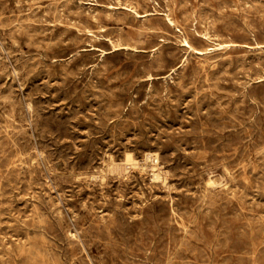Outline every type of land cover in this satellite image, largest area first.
I'll return each instance as SVG.
<instances>
[{
    "label": "rangeland",
    "instance_id": "374dc122",
    "mask_svg": "<svg viewBox=\"0 0 264 264\" xmlns=\"http://www.w3.org/2000/svg\"><path fill=\"white\" fill-rule=\"evenodd\" d=\"M184 1L0 0V264H264V0Z\"/></svg>",
    "mask_w": 264,
    "mask_h": 264
},
{
    "label": "bare ground",
    "instance_id": "6f19581e",
    "mask_svg": "<svg viewBox=\"0 0 264 264\" xmlns=\"http://www.w3.org/2000/svg\"><path fill=\"white\" fill-rule=\"evenodd\" d=\"M39 1V0H38ZM70 1V0H69ZM99 1V0H98ZM124 1V0H123ZM170 1V0H169ZM173 1V0H172ZM184 1V0H183ZM214 1V0H213ZM249 1V0H248ZM260 1V0H259ZM20 2V1H19ZM23 2V1H22ZM110 2V1H109ZM115 2V1H114ZM151 2H152V0H151ZM185 2V1H184ZM219 2V1H218ZM24 3V2H23ZM26 3V2H25ZM37 3H39V2H37ZM66 3V2H65ZM68 3V2H67ZM128 3V2H127ZM132 3V2H131ZM174 3H175V1H174ZM250 3V2H249ZM1 4V3H0ZM15 4V3H14ZM18 4V3H17ZM21 4V3H20ZM58 4V3H57ZM69 4V3H68ZM98 4V3H97ZM115 4V3H114ZM113 4V5H114ZM134 4V3H133ZM151 4V3H150ZM156 4V3H155ZM164 4V3H163ZM186 4V3H185ZM222 4H224V3H222ZM32 5H33V3H32ZM71 5V4H70ZM120 5V4H119ZM123 5V4H122ZM130 5V4H129ZM152 5V4H151ZM165 5V4H164ZM227 5H228V3H227ZM239 5V4H238ZM7 6V5H6ZM58 6V5H57ZM66 6V5H65ZM79 6V5H78ZM121 6V5H120ZM176 6V5H175ZM233 6V5H232ZM259 6V5H258ZM257 6V7H258ZM5 7V6H4ZM28 7V6H27ZM30 7V6H29ZM54 7V6H53ZM83 7V6H82ZM87 7V6H86ZM129 7V6H128ZM145 7V6H144ZM167 7H169L168 5H167ZM187 7V6H186ZM225 7V6H224ZM231 7V6H230ZM257 7H256V9H257ZM18 8V7H17ZM147 8V7H146ZM193 8V7H192ZM209 8V7H208ZM42 9V8H41ZM97 9V8H96ZM126 9V8H125ZM137 9H139V8H137ZM205 9H206V7H205ZM224 9V8H223ZM255 9V8H254ZM24 10V9H23ZM38 10V9H37ZM44 10V9H43ZM88 10V9H87ZM93 10V9H92ZM98 10V9H97ZM119 10V9H118ZM130 10H131V8H130ZM143 10V9H142ZM151 10V9H150ZM192 10V9H191ZM242 10V9H241ZM25 11V10H24ZM61 11V10H60ZM105 11V10H104ZM117 11V10H116ZM123 11V10H122ZM148 11V10H147ZM151 11H153V10H151ZM204 11H206V10H204ZM210 11V10H209ZM216 11V10H215ZM225 11V10H224ZM244 11V10H243ZM250 11V10H249ZM264 11V10H263ZM262 11V12H263ZM3 12V11H2ZM44 12H45V10H44ZM90 12V11H89ZM108 12V11H107ZM126 12H129L128 10L126 11ZM134 12H136V11H134ZM180 12V11H179ZM229 12H230V10H229ZM234 12V11H233ZM232 12V13H233ZM237 12V11H236ZM236 12H234V13H236ZM57 13V12H56ZM113 13V12H112ZM117 13V12H116ZM136 13H138V12H136ZM143 13H145V12H143ZM249 13V12H248ZM14 14V13H13ZM73 14V13H72ZM86 14V13H85ZM156 14V13H155ZM206 14V13H205ZM204 14V15H205ZM243 14V13H242ZM251 14V13H250ZM29 15V14H28ZM34 15V14H33ZM70 15V14H69ZM87 15V14H86ZM114 15V14H113ZM117 15V14H116ZM122 15V14H121ZM182 15V14H181ZM219 15V14H218ZM237 15V14H236ZM246 15V14H245ZM260 15H261V13H260ZM64 16H65V14H64ZM88 16V15H87ZM106 16V15H105ZM120 16V15H119ZM129 16V15H128ZM151 16V15H150ZM153 16V15H152ZM170 16H171V14H170ZM174 16H175V14H174ZM190 16V15H189ZM210 16V15H209ZM213 16V15H212ZM13 17V16H12ZM28 17V16H27ZM33 17V16H32ZM35 17V16H34ZM57 17V16H56ZM79 17V16H78ZM86 17V16H85ZM98 17V16H97ZM127 17V16H126ZM138 17V16H137ZM155 17V16H154ZM181 17V16H180ZM187 17H188V15H187ZM222 17V16H221ZM224 17V16H223ZM10 18V17H9ZM21 18H23V17H21ZM20 18V19H21ZM44 18V17H43ZM95 18H96V16H95ZM117 18V17H116ZM124 18H125V16H124ZM176 18V17H175ZM190 18V17H189ZM195 18V17H194ZM234 18H235V16H234ZM255 18V17H254ZM257 18V17H256ZM3 19V18H2ZM13 19H15L14 17H13ZM29 19V18H28ZM33 19V18H32ZM36 19V18H35ZM109 19V18H108ZM147 19H148V17H147ZM186 19V18H185ZM6 20V19H5ZM10 20V19H9ZM18 20V19H17ZM55 20V19H54ZM125 20H127V19H125ZM162 20H163V18H162ZM201 20V19H200ZM206 20V19H205ZM242 20V19H241ZM3 21V20H2ZM108 21V20H107ZM110 21V20H109ZM116 21V20H115ZM137 21V20H136ZM164 21V20H163ZM207 21V20H206ZM209 21V20H208ZM252 21V20H251ZM250 21V22H251ZM7 22V21H6ZM30 22V21H29ZM39 22V21H38ZM72 22V21H71ZM93 22V21H92ZM96 22V21H95ZM171 22V21H170ZM211 22H212V20H211ZM228 22V21H227ZM239 22V21H238ZM243 22V21H242ZM263 22V21H262ZM10 23H11V21H10ZM77 23V22H76ZM94 23V22H93ZM116 23H117V21H116ZM205 23V22H204ZM215 23V22H214ZM223 23V22H222ZM240 23V22H239ZM247 23V22H246ZM259 23V22H258ZM3 24V23H2ZM12 24V23H11ZM17 24V23H16ZM15 24V25H16ZM32 24V23H31ZM88 24V23H87ZM97 24V23H96ZM101 24V23H100ZM150 24V23H149ZM167 24V23H166ZM194 24V23H193ZM198 24V23H197ZM196 24V25H197ZM213 24V23H212ZM220 24H221V22H220ZM227 24V23H226ZM241 24V23H240ZM260 25H262L261 23H259ZM258 24V25H259ZM7 25V24H6ZM14 25V26H15ZM99 25V24H98ZM188 25V24H187ZM224 25V24H223ZM222 25V26H223ZM242 25V24H241ZM17 26V25H16ZM55 26V25H54ZM73 26V25H72ZM179 26V25H178ZM185 26V25H184ZM212 26V25H211ZM11 27V26H10ZM21 27V26H20ZM38 27V26H37ZM64 27V26H63ZM101 27V26H100ZM210 27V26H209ZM231 27V26H230ZM251 27V26H250ZM256 27V26H255ZM263 27V26H262ZM175 28V27H174ZM197 28H199V26L197 27ZM202 28V27H201ZM225 28V27H224ZM245 28V27H244ZM25 29V28H24ZM64 29H66V28H64ZM75 29V28H74ZM154 29V28H153ZM194 29V28H193ZM215 29V28H214ZM234 29V28H233ZM255 29V28H254ZM30 30V29H29ZM102 30V29H101ZM116 30V29H115ZM118 30H119V28H118ZM183 30V29H182ZM203 30V29H202ZM212 30V29H211ZM236 30V29H235ZM261 29H259V31H260ZM14 31H16V30H14ZM21 31V30H20ZM19 31V32H20ZM41 31V30H40ZM76 31H77V29H76ZM91 31V30H90ZM103 31V30H102ZM110 31V30H109ZM247 31V30H246ZM254 31V30H253ZM17 32V31H16ZM15 32V33H16ZM79 32V31H78ZM88 32V31H87ZM106 32H108V31H106ZM177 32V31H176ZM217 32V31H216ZM235 32V31H234ZM240 32H241V30H240ZM251 32V31H250ZM263 32H264V30H263ZM82 33V32H81ZM102 33V32H101ZM152 33V32H151ZM181 33V32H180ZM203 33V32H202ZM44 34H46V33H44ZM48 34V33H47ZM54 34V33H53ZM61 34V33H60ZM94 34V33H93ZM154 34V33H153ZM167 34V33H166ZM165 34V35H166ZM207 34V33H206ZM205 34V35H206ZM209 34V33H208ZM254 34V33H253ZM262 34V33H261ZM18 35V34H17ZM38 35V34H37ZM89 35V34H88ZM87 35V36H88ZM103 35V34H102ZM247 35V34H246ZM255 35H256V33H255ZM20 36V35H19ZM85 36V35H84ZM92 36V35H91ZM120 36V35H119ZM156 36V35H155ZM185 36V35H184ZM184 36H183V38H184ZM199 36V35H198ZM213 36V35H212ZM245 36V35H244ZM95 37V36H94ZM93 37V38H94ZM116 37V36H115ZM163 37V36H162ZM188 37V36H187ZM197 37V36H196ZM203 37V36H202ZM206 37V36H205ZM218 37V36H217ZM250 37V36H249ZM96 38V37H95ZM172 38V37H171ZM181 38V37H180ZM179 38V39H180ZM215 38V37H214ZM220 38V37H219ZM251 38V37H250ZM61 39V38H60ZM87 39V38H86ZM85 39V40H86ZM117 39V38H116ZM160 39V38H159ZM163 39V38H162ZM173 39V38H172ZM182 39V38H181ZM218 39V38H217ZM231 39V38H230ZM234 39V38H233ZM252 39V38H251ZM255 39V38H254ZM3 40H4V38H3ZM30 40V39H29ZM73 40V39H72ZM93 40V39H92ZM161 40V39H160ZM191 40V39H190ZM205 40V39H204ZM203 40V41H204ZM209 40V39H208ZM219 40V39H218ZM243 40V39H242ZM12 41V40H11ZM49 41V40H48ZM59 41V40H58ZM71 41V40H70ZM87 41V40H86ZM100 41V40H99ZM98 41V42H99ZM159 41V40H158ZM188 41V40H187ZM215 41V40H214ZM227 41V40H226ZM14 42V41H13ZM97 42V41H96ZM177 42V41H176ZM210 42V41H209ZM245 42H247L246 40H245ZM38 43H40V42H38ZM122 43V42H121ZM167 43H169V42H167ZM206 43V42H205ZM224 43V42H223ZM259 43V42H258ZM70 44V43H69ZM93 44V43H92ZM181 44V43H180ZM188 44V43H187ZM222 44V43H221ZM255 44V43H254ZM6 45V44H5ZM9 45V44H8ZM64 45H66V44H64ZM116 45V44H115ZM118 45V44H117ZM186 45V44H185ZM217 45V44H216ZM100 46V45H99ZM130 46V45H129ZM137 46V45H136ZM175 46V45H174ZM212 46V45H211ZM40 47V46H39ZM81 47V46H80ZM159 47V46H158ZM187 47V46H186ZM190 47V46H189ZM233 47V46H232ZM231 47V48H232ZM238 47V46H237ZM258 47V46H257ZM17 48H18V45H17ZM49 48V47H48ZM75 48V47H74ZM118 48V47H117ZM139 48V47H138ZM145 48V47H144ZM162 48V47H161ZM178 48V47H177ZM188 48V47H187ZM224 48V47H223ZM241 48V47H240ZM60 49V48H59ZM101 49V48H100ZM127 49H129V47L127 48ZM241 49H243V48H241ZM251 49V48H250ZM254 49V48H253ZM42 50V49H41ZM134 50H136V49H134ZM140 50H142V49H140ZM189 50V49H188ZM225 50V49H224ZM223 50V51H224ZM231 50V49H230ZM1 51V50H0ZM3 51H4V49H3ZM48 51V50H47ZM46 51V52H47ZM205 51V50H204ZM214 51V50H213ZM217 51V50H216ZM251 51V50H250ZM2 52V51H1ZM19 52V51H18ZM62 52V51H61ZM102 52V51H101ZM108 52V51H107ZM156 52V51H155ZM206 52V51H205ZM233 52V51H232ZM22 53V52H21ZM24 53V52H23ZM22 53V54H23ZM88 53V52H87ZM93 53V52H92ZM118 53V52H117ZM132 53V52H131ZM251 53V52H250ZM27 54V53H26ZM115 54V53H114ZM123 54V53H122ZM140 54V53H139ZM146 54V53H145ZM183 54V53H182ZM195 54V53H194ZM215 54V53H214ZM15 55V54H14ZM17 55V54H16ZM20 55V54H19ZM27 55H29V54H27ZM34 55V54H33ZM41 55V54H40ZM47 55V54H46ZM103 55V54H102ZM119 55V54H118ZM5 56V55H4ZM53 56V55H52ZM55 56V55H54ZM80 56V55H79ZM126 56V55H125ZM157 56V55H156ZM246 56L247 55H245V58H246ZM256 56V55H255ZM259 56V55H258ZM262 56V55H261ZM6 57V56H5ZM56 57V56H55ZM113 57H114V55H113ZM135 57V56H134ZM169 57V56H168ZM172 57V56H171ZM170 57V58H171ZM194 57V56H193ZM192 57V58H193ZM211 57H212V55H211ZM215 57V56H214ZM247 57H249V56H247ZM30 58V57H29ZM46 58V57H45ZM71 58V57H70ZM153 58H154V55H153ZM188 58V57H187ZM209 58V57H208ZM224 58V57H223ZM240 58V57H239ZM257 58V57H256ZM76 59V58H75ZM91 59V58H90ZM156 59H157V57H156ZM173 59V58H172ZM189 59V58H188ZM231 58H229V60H230ZM241 59V58H240ZM252 59V58H251ZM261 58H259V60H260ZM34 60V59H33ZM155 60V59H154ZM190 60V59H189ZM212 60V59H211ZM228 60V59H227ZM242 60V59H241ZM244 60V59H243ZM247 60V59H246ZM264 60V59H263ZM16 61V60H15ZM36 61H38V60H36ZM50 61V60H49ZM54 61V60H53ZM69 61V60H68ZM89 61V60H88ZM98 61V60H97ZM157 61H159V60H157ZM178 61V60H177ZM188 61V60H187ZM186 61V62H187ZM195 61V60H194ZM210 61V60H209ZM245 61V60H244ZM65 62V61H64ZM63 62V63H64ZM99 62V61H98ZM137 62V61H136ZM147 62V61H146ZM149 62V61H148ZM155 62V61H154ZM159 62H161V61H159ZM25 63V62H24ZM23 63V64H24ZM37 63V62H36ZM58 63V62H57ZM68 63V62H67ZM84 63V62H83ZM205 63V62H204ZM203 63V64H204ZM218 63V62H217ZM8 64V63H7ZM55 64V63H54ZM157 64V63H156ZM189 64V63H188ZM216 64V63H215ZM241 64V63H240ZM249 64V63H248ZM3 65V64H2ZM15 65V64H14ZM27 65V64H26ZM33 65H36V64H33ZM61 65V64H60ZM174 65V64H173ZM187 65V64H186ZM201 65V64H200ZM229 65V64H228ZM40 66V65H39ZM58 66V65H57ZM101 66V65H100ZM172 66V65H171ZM189 66V65H188ZM208 66H210V65H208ZM233 66V65H232ZM247 66V65H246ZM254 66V65H253ZM153 67V66H152ZM185 67V66H184ZM187 67V66H186ZM217 67V66H216ZM13 68V67H12ZM37 68V67H36ZM94 68V67H93ZM96 68V67H95ZM200 68V67H199ZM201 68H204L205 69V67H201ZM232 68V67H231ZM242 68V67H241ZM255 68H257V67H255ZM7 69V68H6ZM24 69V68H23ZM38 69V68H37ZM105 69V68H104ZM103 69V70H104ZM203 69V70H204ZM227 69V68H226ZM182 70V69H181ZM184 70H185V68H184ZM202 70V69H201ZM256 70V69H255ZM262 70H263V68H262ZM8 71H9V68H8ZM13 71H14V69H13ZM65 71V70H64ZM84 71V70H83ZM89 71V70H88ZM95 71H97V70H95ZM160 71V70H159ZM177 71V70H176ZM224 71H225V69H224ZM228 72H229V70H227ZM249 71V70H248ZM257 71V70H256ZM258 71H259V69H258ZM6 72V71H5ZM47 72H48V70H47ZM46 72V73H47ZM164 72V71H163ZM238 72H239V74H240V71L238 70ZM61 73H62V70H61ZM72 73V72H71ZM93 73V72H92ZM169 73V72H168ZM171 73V72H170ZM215 73V72H214ZM223 73V72H222ZM237 73V72H236ZM245 73V72H244ZM249 73V72H248ZM247 73V74H248ZM12 74V73H11ZM20 74V73H19ZM18 74V75H19ZM23 74V73H22ZM44 74V73H43ZM181 74V73H180ZM224 74H225V72H224ZM223 74V75H224ZM63 75V74H62ZM82 75V74H81ZM90 75V74H89ZM95 75V74H94ZM100 75V74H99ZM140 75V74H139ZM146 75V74H145ZM183 75V74H182ZM256 75V74H255ZM254 75V76H255ZM2 76H4V75H2ZM12 76V75H11ZM39 77H40V75H38ZM173 76V75H172ZM172 76H171V78H172ZM221 76L222 75H220V78H221ZM227 76V75H226ZM15 77H16V75H15ZM98 77V76H97ZM182 77V76H181ZM180 77V78H181ZM30 78V77H29ZM36 78V77H35ZM81 78V77H80ZM167 78V77H166ZM197 78V77H196ZM202 78V77H201ZM207 78V77H206ZM234 78V77H233ZM240 78V77H239ZM254 78V77H253ZM28 79V78H27ZM57 79V78H56ZM92 79V78H91ZM96 79V78H95ZM119 79H120V77H119ZM170 79V78H169ZM192 79V78H191ZM198 79V78H197ZM218 79V78H217ZM242 79V78H241ZM16 80V79H15ZM22 80V79H21ZM24 80V79H23ZM33 80H35V79H33ZM59 80V79H58ZM122 80V79H121ZM149 80V79H148ZM18 81V80H17ZM17 81H15V82H17ZM60 81H61V79H60ZM63 81V80H62ZM141 81V80H140ZM156 81V80H155ZM160 81V80H159ZM163 81V80H162ZM170 81V80H169ZM194 81V80H193ZM203 81V80H202ZM209 81V80H208ZM249 81H250V79H249ZM28 82V81H27ZM65 82V81H64ZM139 82V81H138ZM145 82V81H144ZM147 82V81H146ZM181 82V81H180ZM213 82V81H212ZM225 82V81H224ZM223 82V83H224ZM235 82V81H234ZM252 82V81H251ZM26 83V82H25ZM72 83V82H71ZM70 83V84H71ZM98 83V82H97ZM100 83V82H99ZM143 83V82H142ZM167 83H169V82H167ZM238 83V82H237ZM264 83V82H263ZM49 84V83H48ZM101 84V83H100ZM166 84V83H165ZM217 84H218V82H217ZM226 84V83H225ZM235 84V83H234ZM241 84V83H240ZM11 85V84H10ZM86 85V84H85ZM129 85V84H128ZM141 85V84H140ZM151 85V84H150ZM153 85V84H152ZM166 85H168V84H166ZM172 85V84H171ZM206 86H207V84H205ZM228 85V84H227ZM239 85V84H238ZM245 85V84H244ZM243 85V86H244ZM247 85V84H246ZM14 86V85H13ZM18 86V85H17ZM90 86V85H89ZM165 86V85H164ZM204 86V85H203ZM6 87V86H5ZM11 87V86H10ZM9 87V88H10ZM62 87V86H61ZM142 87V86H141ZM167 87V86H166ZM180 87V86H179ZM240 87V86H239ZM21 88V87H20ZM37 88V87H36ZM65 88H67V87H65ZM83 88V87H82ZM100 88V87H99ZM123 88V87H122ZM154 88V87H153ZM177 88V87H176ZM221 88V87H220ZM247 88V87H246ZM2 89V88H1ZM13 89V88H12ZM30 89H32V88H30ZM50 89V88H49ZM97 89V88H96ZM105 89V88H104ZM138 89V88H137ZM150 89V88H149ZM155 89V88H154ZM169 89V88H168ZM210 88H208V90H209ZM217 89V88H216ZM234 89V88H233ZM240 89V88H239ZM5 90V89H4ZM19 90V89H18ZM64 90V89H63ZM68 90V89H67ZM201 90H202V88H201ZM218 90V89H217ZM241 90V89H240ZM245 90V89H244ZM8 91V90H7ZM13 91H15V90H13ZM32 91V90H31ZM48 91V90H47ZM122 90H120V92H121ZM128 91V90H127ZM139 91V90H138ZM153 91V90H152ZM183 91V90H182ZM247 91V90H246ZM65 92V91H64ZM80 92V91H79ZM111 92V91H110ZM146 92V91H145ZM185 92V91H184ZM240 92V91H239ZM5 93V92H4ZM69 93V92H68ZM76 93V92H75ZM75 93H73L74 95H75ZM81 93V92H80ZM101 93V92H100ZM114 93V92H113ZM112 93V94H113ZM125 93V92H124ZM155 93V92H154ZM188 93V92H187ZM248 93V92H247ZM22 94V93H21ZM97 94V93H96ZM151 94V93H150ZM158 94V93H157ZM167 94V93H166ZM201 94V93H200ZM242 94V93H241ZM26 95V94H25ZM41 95V94H40ZM66 95V94H65ZM69 95V94H68ZM80 95V94H79ZM102 95V94H101ZM115 95V94H114ZM168 95V94H167ZM234 95V94H233ZM10 96V95H9ZM22 96V95H21ZM86 96V95H85ZM84 96V97H85ZM108 96H109V94H108ZM128 96V95H127ZM147 96V95H146ZM237 96V95H236ZM14 97V96H13ZM12 97V98H13ZM113 97H115V96H113ZM131 97V96H130ZM195 97V96H194ZM133 98V97H132ZM173 98V97H172ZM210 98H212V97H210ZM236 98V97H235ZM35 99V98H34ZM72 99H74V98H72ZM115 99V98H114ZM145 99V98H144ZM151 99V98H150ZM169 99V98H168ZM241 99V98H240ZM84 100V99H83ZM108 100V99H107ZM165 100V99H164ZM247 100V99H246ZM255 100H257V99H255ZM25 101V100H24ZM236 101V100H235ZM170 102V101H169ZM197 102V101H196ZM15 103V102H14ZM29 103V102H28ZM34 103H35V101H34ZM99 103V102H98ZM101 103V102H100ZM210 104V103H209ZM232 104V103H231ZM264 104V103H263ZM140 105V104H139ZM204 105V104H203ZM242 105V104H241ZM20 106V105H19ZM246 106V105H245ZM249 106H250V104H249ZM21 107V106H20ZM25 107V106H24ZM101 107V106H100ZM108 107V106H107ZM149 107V106H148ZM203 107V106H202ZM217 107V106H216ZM254 107V106H253ZM12 108V107H11ZM16 108V107H15ZM22 108V107H21ZM110 108V107H109ZM131 108H132V106H131ZM229 108V107H228ZM249 108V107H248ZM263 108V107H262ZM23 109V108H22ZM119 109V108H118ZM127 109V108H126ZM139 109H141V108H139ZM198 109V108H197ZM5 110V109H4ZM14 110V109H13ZM29 110V109H28ZM132 110V109H131ZM187 110V109H186ZM264 110V109H263ZM99 111V110H98ZM106 111V110H105ZM168 111V110H167ZM211 111H213V110H211ZM104 112V111H103ZM124 112H125V110H124ZM124 112L122 111V114H124ZM137 112V111H136ZM169 112V111H168ZM248 112V111H247ZM251 112V111H250ZM2 113V112H1ZM48 113V112H47ZM97 113H99V112H97ZM252 113V112H251ZM76 114H78V113H76ZM238 114V113H237ZM21 115V114H20ZM127 115H129V114H127ZM136 115V114H135ZM195 115V114H194ZM216 115V114H215ZM251 115V114H250ZM254 115V114H253ZM256 115V114H255ZM10 116V115H9ZM91 116V115H90ZM94 116V115H93ZM101 116V115H100ZM122 116V115H121ZM137 116V115H136ZM145 116V115H144ZM143 116V117H144ZM259 116V115H258ZM39 117V116H38ZM75 117V116H74ZM126 117V116H125ZM129 117V116H128ZM139 117V116H138ZM146 117V116H145ZM12 118V117H11ZM23 118V117H22ZM50 118H52V117H50ZM101 118V117H100ZM121 118V117H120ZM127 118V117H126ZM136 117H134V119H135ZM182 118V117H181ZM231 118V117H230ZM235 118V117H234ZM25 119V118H24ZM43 119V118H42ZM104 119H105V117H104ZM119 119V118H118ZM133 119V118H132ZM232 119V118H231ZM3 120V119H2ZM44 120V119H43ZM56 120V119H55ZM135 120H137V119H135ZM190 120H192V119H190ZM213 120V119H212ZM211 120V123L213 122ZM255 120V119H254ZM15 121V120H14ZM21 121V120H20ZM27 121V120H26ZM85 121H87V120H85ZM163 121V120H162ZM224 121V120H223ZM234 121V120H233ZM5 122V121H4ZM23 122V121H22ZM31 122V121H30ZM60 122V121H59ZM90 123H91V121H89ZM88 122V123H89ZM231 122V121H230ZM45 123V122H44ZM94 123V122H93ZM114 123V122H113ZM119 123V122H118ZM7 124V123H6ZM42 124V123H41ZM63 124V123H62ZM148 124V123H147ZM199 124V123H198ZM240 124V123H239ZM253 124V123H252ZM251 124V125H252ZM259 124V123H258ZM34 125V124H33ZM40 125V124H39ZM88 125V124H87ZM102 125V124H101ZM110 125V124H109ZM138 125V124H137ZM215 125V124H214ZM241 125V124H240ZM240 125H239V127H240ZM248 125H249V123H248ZM247 125V126H248ZM10 126V125H9ZM49 126V125H48ZM147 126V125H146ZM255 126V125H254ZM257 126V125H256ZM17 127V126H16ZM20 127V126H19ZM63 127V126H62ZM68 127V126H67ZM104 128H106L105 126H103ZM102 127V128H103ZM135 127H136V125H135ZM150 127V126H149ZM153 127V126H152ZM14 128V127H13ZM110 128V127H109ZM245 128V127H244ZM33 129V128H32ZM63 129V128H62ZM100 129V128H99ZM107 129V128H106ZM243 129V128H242ZM246 129V128H245ZM258 129V128H257ZM28 130V129H27ZM40 130V129H39ZM45 130V129H44ZM104 130V129H103ZM115 130H116V128H115ZM114 130V131H115ZM1 131V130H0ZM10 131V130H9ZM35 131V130H34ZM37 131V130H36ZM147 131V130H146ZM157 131H159V130H157ZM2 132V131H1ZM6 132V131H5ZM19 132V131H18ZM48 132H50L49 130H48ZM110 132V131H109ZM108 132V133H109ZM120 132V131H119ZM195 132V131H194ZM249 132V131H248ZM260 132V131H259ZM21 133V132H20ZM26 133V132H25ZM65 133V132H64ZM129 133V132H128ZM168 133V132H167ZM228 133V132H227ZM244 133V132H243ZM242 133V134H243ZM5 134V133H4ZM59 134V133H58ZM115 134V133H114ZM195 134V133H194ZM200 134V133H199ZM198 134V135H199ZM222 134V133H221ZM256 134V133H255ZM6 135V134H5ZM16 135V134H15ZM41 135L43 136V133H41ZM101 135V134H100ZM103 135V134H102ZM106 135V134H105ZM148 135V134H147ZM190 135V134H189ZM240 135V134H239ZM238 135V136H239ZM58 136V135H57ZM134 136H135V134H134ZM200 136V135H199ZM205 136V135H204ZM203 136V137H204ZM212 136V135H211ZM210 136V137H211ZM254 136V135H253ZM260 136V135H259ZM2 137V136H1ZM14 137V136H13ZM22 137V136H21ZM92 137V136H91ZM169 137V136H168ZM184 137V136H183ZM240 137V136H239ZM255 137V136H254ZM5 138V137H4ZM7 138V137H6ZM24 138V137H23ZM50 138V137H49ZM102 138V137H101ZM195 138V137H194ZM217 138V137H216ZM21 139V138H20ZM30 139V138H29ZM90 139V138H89ZM117 139H120V138H117ZM141 139V138H140ZM173 139V138H172ZM252 137H251V141H252ZM256 139V138H255ZM1 140V139H0ZM4 140V139H3ZM9 140V139H8ZM22 140V139H21ZM52 140V139H51ZM53 140H55V139H53ZM7 141V140H6ZM24 141V140H23ZM32 141V140H31ZM38 141V140H37ZM56 141V140H55ZM148 141V140H147ZM171 141V140H170ZM198 141V140H197ZM230 141V140H229ZM246 141V140H245ZM39 142V141H38ZM45 142V141H44ZM43 142V143H44ZM84 142V141H83ZM102 142V141H101ZM149 142V141H148ZM259 142H261V141H259ZM264 142V141H263ZM15 143V142H14ZM47 143V142H46ZM55 143V142H54ZM87 143V142H86ZM142 143H143V141H142ZM172 143V142H171ZM201 143V142H200ZM247 143H249V142H247ZM37 144V143H36ZM104 144V143H103ZM139 144V143H138ZM198 144V143H197ZM264 144V143H263ZM2 145V144H1ZM4 145V144H3ZM18 145V144H17ZM17 145H16V147H17ZM28 145H29V143H28ZM70 145V144H69ZM241 145V144H240ZM244 145V144H243ZM7 146V145H6ZM19 146V145H18ZM40 147H41V145H39ZM56 146H58L57 144H56ZM86 146V145H85ZM219 146V144L217 145V147ZM245 146H246V144H245ZM255 146H257V144L255 145ZM33 147H34V145H33ZM28 148V147H27ZM42 148V147H41ZM213 148V147H212ZM249 148V147H248ZM255 148V147H254ZM257 148V147H256ZM263 148V147H262ZM15 149V148H14ZM60 149V148H59ZM230 149H231V147H230ZM4 150V149H3ZM8 150V149H7ZM22 150V149H21ZM25 150V149H24ZM38 150V149H37ZM221 151V150H220ZM252 151V150H251ZM258 151V150H257ZM263 151V150H262ZM261 151V152H262ZM4 152V151H3ZM13 152V151H12ZM38 152V151H37ZM91 152V151H90ZM107 152V151H106ZM177 152H178V150H177ZM183 153V152H182ZM257 153V152H256ZM260 153V152H259ZM3 154V153H2ZM16 154H17V152H16ZM40 154V153H39ZM69 154V153H68ZM79 154V153H78ZM120 154V153H119ZM254 154V153H253ZM262 154V153H261ZM9 155V154H8ZM44 155V154H43ZM129 155V154H128ZM196 155V154H195ZM205 155V154H204ZM251 155V154H250ZM264 155V154H263ZM2 156V155H1ZM36 156V155H35ZM38 156V155H37ZM145 156V155H144ZM242 156V155H241ZM259 156V155H258ZM2 157H4V156H2ZM13 157V156H12ZM19 157V156H18ZM191 157V156H190ZM206 157V156H205ZM243 157V156H242ZM15 158H16V156H15ZM41 158V157H40ZM107 158V157H106ZM123 158V157H122ZM125 158V157H124ZM248 158V157H247ZM253 158V157H252ZM257 158V157H256ZM261 158V157H260ZM7 159V158H6ZM5 159V160H6ZM33 159V158H32ZM71 159V158H70ZM195 159V158H194ZM232 159V158H231ZM235 159V158H234ZM249 159V158H248ZM251 159V158H250ZM4 160V159H3ZM13 160V159H12ZM18 160V159H17ZM53 160V159H52ZM104 160V159H103ZM146 161H148V160H151L152 162H155L154 160V157H153V155L151 154V153H149L147 156H146V159H145ZM164 160V159H163ZM246 160V159H245ZM254 160V159H253ZM14 161V160H13ZM12 161V162H13ZM66 161H68V160H66ZM223 161V160H222ZM221 161V162H222ZM243 161V160H242ZM255 161V160H254ZM7 162V161H6ZM109 162V161H108ZM245 162V161H244ZM11 163V162H10ZM64 163V162H63ZM163 163V162H162ZM206 163V162H205ZM239 163V162H238ZM237 163V164H238ZM2 164V163H1ZM40 164V163H39ZM46 164V163H45ZM100 164V163H99ZM103 164V163H102ZM106 164H107V162H106ZM194 164V163H193ZM218 164V163H217ZM254 164V163H253ZM38 165V164H37ZM196 165V164H195ZM206 165V164H205ZM222 165H223V163H222ZM228 165V164H227ZM236 165V164H235ZM235 165H233V166H235ZM242 165V164H241ZM260 165V164H259ZM56 166V165H55ZM65 166H67V165H65ZM107 166V165H106ZM149 166V165H148ZM215 166V165H214ZM238 166V165H237ZM263 166V165H262ZM3 167V166H2ZM9 167V166H8ZM18 167V166H17ZM21 168H22V166H20ZM84 167V166H83ZM243 167V166H242ZM264 167V166H263ZM6 168V167H5ZM11 168V167H10ZM38 168V167H37ZM40 168V167H39ZM196 168V167H195ZM208 168V167H207ZM210 168H211V166H210ZM35 169V168H34ZM43 169V168H42ZM73 169V168H72ZM99 169V168H98ZM115 169L116 170H119V171H124L125 170V167L124 166H120V165H115ZM200 169V168H199ZM230 169V168H229ZM243 169V168H242ZM251 169V168H250ZM17 170V169H16ZM26 170H28V169H26ZM31 170V169H30ZM38 170V169H37ZM143 170V169H142ZM10 171V170H9ZM12 171H14V170H12ZM74 171V170H73ZM135 171V170H134ZM225 171V170H224ZM240 171V170H239ZM15 172V171H14ZM17 172H19V171H17ZM23 172V171H22ZM21 172V173H22ZM112 172V171H111ZM142 172V171H141ZM249 172V171H248ZM255 172V171H254ZM253 172V173H254ZM35 173V172H34ZM146 173V172H145ZM19 174V173H18ZM37 174V173H36ZM41 174V173H40ZM223 174H225V173H223ZM252 174V173H251ZM9 175V174H8ZM11 175V174H10ZM48 175V174H47ZM241 175V174H240ZM243 175V174H242ZM154 176L155 177H157V175H155L154 174ZM171 176V175H170ZM229 176V175H228ZM254 176V175H253ZM257 176H258V174H257ZM262 176H263V174H262ZM6 177V176H5ZM13 177V176H12ZM31 177V176H30ZM30 177H28V178H30ZM38 177V176H37ZM194 177V176H193ZM196 177V176H195ZM236 177V176H235ZM235 177H234V179H235ZM9 178V177H8ZM60 178V177H59ZM88 178V177H87ZM261 178V177H260ZM259 178V179H260ZM12 179V178H11ZM14 179V178H13ZM19 179V178H18ZM54 179V178H53ZM70 179V178H69ZM91 179V178H90ZM229 179V178H228ZM45 180V179H44ZM51 180V179H50ZM66 180V179H65ZM74 180H75V178H74ZM84 180H86V179H84ZM119 180V179H118ZM123 180V179H122ZM134 180V179H133ZM226 180V179H225ZM236 180V179H235ZM261 180V179H260ZM15 181V180H14ZM20 181V180H19ZM31 181V180H30ZM33 181V180H32ZM54 181V180H53ZM67 181V180H66ZM110 181V180H109ZM193 182V181H192ZM191 182V183H192ZM242 182V181H241ZM241 182H239V183H241ZM245 182V181H244ZM261 182V181H260ZM14 183H16V182H14ZM19 183V182H18ZM28 183V182H27ZM39 183V182H38ZM57 183V182H56ZM67 183V182H66ZM158 183V182H157ZM201 183V182H200ZM208 183V182H207ZM206 183V184H207ZM243 183V182H242ZM256 183H257V181H256ZM8 184V183H7ZM10 184V183H9ZM26 184V183H25ZM29 184V183H28ZM47 184H48V182H47ZM78 184V183H77ZM153 184H155V183H153ZM152 184V185H153ZM49 185V184H48ZM79 185V184H78ZM96 185V184H95ZM10 186V185H9ZM51 186V185H50ZM66 186V185H65ZM71 186V185H70ZM26 187V186H25ZM49 187V186H48ZM60 187V186H59ZM86 187V186H85ZM94 187V186H93ZM162 187V186H161ZM164 187V186H163ZM232 187V186H231ZM3 188V187H2ZM54 188V187H53ZM78 188V187H77ZM101 188V187H100ZM111 188V187H110ZM141 188V187H140ZM154 188V187H153ZM175 188V187H174ZM203 188V187H202ZM230 188V187H229ZM228 188V189H229ZM233 188H235V187H233ZM237 188V187H236ZM257 188L259 189V187L257 186ZM5 189V188H4ZM20 189V188H19ZM24 189V188H23ZM31 189V188H30ZM51 189V188H50ZM97 189V188H96ZM103 189V188H102ZM157 189V188H156ZM48 190V189H47ZM47 190H45V191H47ZM53 190V189H52ZM104 190V189H103ZM139 190H141V189H139ZM147 190V189H146ZM174 190V189H173ZM198 190V189H197ZM238 190V189H237ZM240 190V189H239ZM15 191V190H14ZM21 191V190H20ZM27 191V190H26ZM241 191V190H240ZM245 191V190H244ZM257 191V190H256ZM25 192V191H24ZM42 192V191H41ZM49 192V191H48ZM70 192V191H69ZM79 192V191H78ZM111 192V191H110ZM124 192H125V190H124ZM157 192V191H156ZM210 192V191H209ZM214 192V191H213ZM242 192V191H241ZM248 192V191H247ZM255 192V191H254ZM5 193V192H4ZM20 193V192H19ZM37 193H39V192H37ZM215 193H217V192H215ZM214 193V194H215ZM220 193V192H219ZM223 193V192H222ZM257 193V192H256ZM262 193V192H261ZM6 194V193H5ZM12 194V193H11ZM178 194H179V192H178ZM208 194V193H207ZM212 194V193H211ZM211 194H209V195H211ZM224 194V193H223ZM237 194V193H236ZM243 194V193H242ZM249 194H251V193H249ZM3 195V194H2ZM47 195V194H46ZM52 195V194H51ZM102 195V194H101ZM126 195V194H125ZM177 195V194H176ZM193 195V194H192ZM206 195V194H205ZM230 195V194H229ZM244 195V194H243ZM252 195V194H251ZM49 196V195H48ZM63 196V195H62ZM212 196H214V195H212ZM254 196V195H253ZM257 196H259V195H257ZM16 197V196H15ZM35 197H36V195H35ZM46 197V196H45ZM58 197V196H57ZM64 197V196H63ZM80 197V196H79ZM204 197V196H203ZM226 197V196H225ZM241 197V196H240ZM7 198V197H6ZM32 198V197H31ZM55 198V197H54ZM148 198V197H147ZM205 198V197H204ZM214 198V197H213ZM228 198H229V196H228ZM235 198H236V196H235ZM25 199V198H24ZM37 199V198H36ZM56 199V201H57V198H55ZM167 199V198H166ZM171 199V198H170ZM220 199V198H219ZM222 199V198H221ZM231 199V198H230ZM248 199H250V198H248ZM247 199V200H248ZM253 199V198H252ZM260 199V198H259ZM14 200V199H13ZM34 200V199H33ZM68 200V199H67ZM94 200V199H93ZM150 200V199H149ZM159 200V199H158ZM195 200V199H194ZM197 200V199H196ZM211 200V199H210ZM36 201V200H35ZM40 201V200H39ZM126 201V200H125ZM160 201V200H159ZM180 201H182V200H180ZM209 201V200H208ZM222 201V200H221ZM233 201V200H232ZM235 201V200H234ZM22 202V201H21ZM25 202V201H24ZM156 202V201H155ZM168 202V201H167ZM166 202V203H167ZM199 202H201V201H199ZM210 202V201H209ZM228 202V201H227ZM226 202V203H227ZM256 202V201H255ZM260 202V201H259ZM44 203V202H43ZM84 203V202H83ZM112 203V202H111ZM120 203V202H119ZM122 203V202H121ZM129 203V202H128ZM134 203V202H133ZM171 203V202H170ZM196 203V202H195ZM229 203V202H228ZM23 204V203H22ZM46 204V203H45ZM48 204H50V203H48ZM85 204V203H84ZM131 204V203H130ZM143 204V203H142ZM173 204V203H172ZM212 204H214V203H212ZM238 204V203H237ZM251 204H253V203H251ZM3 205V204H2ZM31 205V204H30ZM66 205H68V204H66ZM101 205V204H100ZM105 205H107L106 203H105ZM120 205V204H119ZM122 205V204H121ZM132 205V204H131ZM151 205V204H150ZM162 205V204H161ZM203 205V204H202ZM201 205V206H202ZM210 205V204H209ZM223 205V204H222ZM229 205V204H228ZM232 205V204H231ZM249 205V204H248ZM9 206V205H8ZM33 206V205H32ZM35 206V205H34ZM58 206V205H57ZM109 206H112V205H109ZM135 206V205H134ZM133 206V207H134ZM149 206V205H148ZM148 206H145V207H148ZM177 206V205H176ZM214 206V205H213ZM244 206V205H243ZM43 207V206H42ZM52 207V206H51ZM54 207V206H53ZM86 207V206H85ZM97 207V206H96ZM139 207V206H138ZM152 207V206H151ZM163 207V206H162ZM210 207V206H209ZM249 207V206H248ZM258 207V206H257ZM260 207V206H259ZM9 208V207H8ZM29 208V207H28ZM27 208V209H28ZM44 208V207H43ZM46 208V207H45ZM48 208V207H47ZM63 208V207H62ZM99 208V207H98ZM108 208V207H107ZM112 208V207H111ZM116 208V207H115ZM243 208V207H242ZM55 209H57V207L55 208ZM113 209V208H112ZM128 209V208H127ZM148 209V208H147ZM163 209H165V207L163 208ZM179 209V208H178ZM198 209V208H197ZM258 209V208H257ZM261 209V208H260ZM8 210V209H7ZM50 210V209H49ZM68 210V209H67ZM75 210V209H74ZM100 210V209H99ZM115 210V209H114ZM200 210V209H199ZM209 210V209H208ZM211 210V209H210ZM213 210V209H212ZM240 210V209H239ZM5 211V210H4ZM15 211V210H14ZM30 211V210H29ZM76 211V210H75ZM117 211V210H116ZM6 212V211H5ZM38 212V211H37ZM89 212V211H88ZM120 212V211H119ZM130 212V211H129ZM133 212V211H132ZM134 212H135V210H134ZM152 212V211H151ZM164 212V211H163ZM177 212V211H176ZM193 212V211H192ZM225 212V211H224ZM241 212V211H240ZM35 213V212H34ZM74 213V212H73ZM125 213V212H124ZM188 213H189V211H188ZM209 213H211V212H209ZM247 213V212H246ZM254 213V212H253ZM252 213V214H253ZM12 214V213H11ZM37 214V213H36ZM47 214V213H46ZM81 214V213H80ZM90 214V213H89ZM114 214V213H113ZM169 214V213H168ZM181 214V213H180ZM207 214V213H206ZM251 214V213H250ZM52 215V214H51ZM176 215V214H175ZM187 215V214H186ZM212 215V214H211ZM248 216H249V214H247ZM41 216V215H40ZM54 216V215H53ZM88 216V215H87ZM150 216V215H149ZM172 216H173V214H172ZM18 217V216H17ZM103 217V216H102ZM237 217H238V214H237ZM254 217V216H253ZM256 217V216H255ZM259 217V216H258ZM13 218V217H12ZM42 218V217H41ZM62 218V217H61ZM118 218V217H117ZM122 218V217H121ZM169 218H171L172 219V217H169ZM209 218V217H208ZM216 218V217H215ZM219 218V217H218ZM240 218V217H239ZM9 219V218H8ZM11 219V218H10ZM9 219V220H10ZM33 219H35V218H33ZM38 219V218H37ZM43 219V218H42ZM57 219V218H56ZM79 219V218H78ZM130 219V218H129ZM144 219V218H143ZM22 220V219H21ZM39 220V219H38ZM97 220V219H96ZM126 220V219H125ZM145 220V219H144ZM238 220V219H237ZM249 220V219H248ZM252 220V219H251ZM73 221H75V220H73ZM106 221V220H105ZM153 221V220H152ZM176 221V220H175ZM194 221V220H193ZM193 221H192V223H193ZM252 221H254V219L252 220ZM256 221V220H255ZM260 221V220H259ZM80 222V221H79ZM93 222V221H92ZM107 222V221H106ZM181 222V221H180ZM224 222H226V221H224ZM238 222V221H237ZM28 223V222H27ZM38 223V222H37ZM40 223H41V221H40ZM131 223V222H130ZM133 223V222H132ZM148 223V222H147ZM154 223V222H153ZM197 223V222H196ZM229 223V222H228ZM259 223V222H258ZM260 223H263V222H260ZM63 224V223H62ZM92 224V223H91ZM110 224V223H109ZM114 224V223H113ZM213 224V223H212ZM230 224V223H229ZM244 224H245V222H244ZM15 225H17V224H15ZM59 225V224H58ZM102 225V224H101ZM118 225H119V223H118ZM250 225V224H249ZM256 225V224H255ZM7 226V225H6ZM11 226V225H10ZM104 226V225H103ZM232 226V225H231ZM257 226V225H256ZM261 226V225H260ZM9 227V226H8ZM20 227H22L21 225H20ZM51 227V226H50ZM56 227V226H55ZM60 227V226H59ZM63 227V226H62ZM76 227H78V226H76ZM85 227V226H84ZM126 227V226H125ZM197 227V226H196ZM262 227V226H261ZM2 228V227H1ZM12 228V227H11ZM106 229H108L107 227H105ZM113 228V227H112ZM173 228V227H172ZM181 228V227H180ZM248 228H249V226H248ZM27 229V228H26ZM60 229H62V228H60ZM63 229H66V228H63ZM117 229V228H116ZM126 229V228H125ZM202 229V228H201ZM229 229V228H228ZM240 229H241V227H240ZM247 229V228H246ZM261 229V228H260ZM6 230H7V228H6ZM28 230V229H27ZM36 230H37V228H36ZM46 230V229H45ZM74 230V229H73ZM113 230V229H112ZM120 230V229H119ZM118 230V231H119ZM142 230V229H141ZM140 230V231H141ZM161 230V229H160ZM170 230V229H169ZM230 230V229H229ZM251 230V229H250ZM63 231V230H62ZM121 231V230H120ZM173 231V230H172ZM175 231V230H174ZM259 231V230H258ZM262 231V230H261ZM2 232V231H1ZM33 232V231H32ZM90 232V231H89ZM126 232V231H125ZM129 232V231H128ZM146 232V231H145ZM169 232V231H168ZM240 232H241V230H240ZM63 233V232H62ZM71 233V232H70ZM75 233H77V232H75ZM166 233H167V231H166ZM191 233V232H190ZM193 233V232H192ZM191 233V234H192ZM215 233V232H214ZM233 233V232H232ZM8 234V233H7ZM97 234V233H96ZM122 234V233H121ZM158 234H160V233H158ZM165 234V233H164ZM187 234V233H186ZM250 234V233H249ZM248 234V235H249ZM263 234V233H262ZM60 235V234H59ZM63 235V234H62ZM82 235V234H81ZM118 235V234H117ZM169 235V234H168ZM171 235V234H170ZM214 235H216V234H214ZM251 235H252V233H251ZM264 235V234H263ZM15 236V235H14ZM65 236H66V233H65ZM104 236V235H103ZM165 236V235H164ZM195 236V235H194ZM198 236V235H197ZM247 236V235H246ZM56 237V236H55ZM186 237H187V235H186ZM254 237V236H253ZM257 237V236H256ZM1 238H2V236H1ZM3 238H5V237H3ZM8 238V237H7ZM11 238V237H10ZM43 238V237H42ZM42 238H41V240H42ZM93 238V237H92ZM92 238H90V239H92ZM109 238V237H108ZM172 238H173V236H172ZM246 238V237H245ZM264 238V237H263ZM28 239V238H27ZM100 239V238H99ZM104 239V238H103ZM148 239V238H147ZM170 239V238H169ZM184 239V238H183ZM58 240V239H57ZM70 240V239H69ZM148 240H150V239H148ZM179 240H181V239H179ZM215 240V239H214ZM231 240V239H230ZM233 240V239H232ZM231 240V241H232ZM264 240V239H263ZM60 241H62L61 239H60ZM64 241V240H63ZM84 241V240H83ZM129 241V240H128ZM178 241V240H177ZM216 241H217V239H216ZM248 241V240H247ZM17 242V241H16ZM41 242H43V241H41ZM45 242V241H44ZM43 242V243H44ZM170 242V241H169ZM168 242V243H169ZM180 242V241H179ZM183 242H184V240H183ZM188 242V241H187ZM264 242V241H263ZM18 243V242H17ZM46 243V242H45ZM69 243V242H68ZM75 243H76V241H75ZM100 243V242H99ZM126 243V242H125ZM249 243V242H248ZM247 243V244H248ZM258 243V242H257ZM262 243V242H261ZM79 244H80V241H79ZM94 244V243H93ZM101 244V243H100ZM105 244V243H104ZM154 244V243H153ZM183 244V243H182ZM250 244V243H249ZM6 245H8V244H6ZM28 245V244H27ZM30 245V244H29ZM55 245V244H54ZM66 245V244H65ZM125 245V244H124ZM152 245V244H151ZM156 245V244H155ZM187 245H189V244H187ZM245 245V244H244ZM263 245H264V243H263ZM2 246V245H1ZM16 246V245H15ZM18 246V245H17ZM64 246V245H63ZM68 246V245H67ZM92 246V245H91ZM99 246H101V245H99ZM107 246V245H106ZM169 246V245H168ZM173 246V245H172ZM176 246V245H175ZM185 246V245H184ZM235 246V245H234ZM250 246V245H249ZM4 247H5V245H4ZM52 247V246H51ZM56 247V246H55ZM103 247H105V246H103ZM188 247V246H187ZM70 248V247H69ZM71 248H73V247H71ZM107 248V247H106ZM110 248V247H109ZM114 248V247H113ZM118 248H120V247H118ZM181 248V247H180ZM194 248V247H193ZM243 248H244V246H243ZM9 249H11V248H9ZM31 249H33V248H31ZM55 249H57V248H55ZM54 249V250H55ZM78 249V248H77ZM79 249H80V247H79ZM78 249V250H79ZM112 249V248H111ZM154 249V248H153ZM152 249V252L154 251ZM177 249V248H176ZM188 249V248H187ZM212 249V248H211ZM41 250V249H40ZM84 250V249H83ZM134 250V249H133ZM144 250V249H143ZM147 250V249H146ZM189 250V249H188ZM191 250V249H190ZM189 250V251H190ZM201 250V249H200ZM214 250H215V247H214ZM261 250V249H260ZM29 251H30V249H29ZM46 251V250H45ZM60 251V250H59ZM74 251V250H73ZM90 251H91V249H90ZM97 251V250H96ZM202 251V250H201ZM11 252H12V250H11ZM41 252H42V250H41ZM52 252V251H51ZM115 252V251H114ZM128 252V251H127ZM131 252V251H130ZM171 252V251H170ZM175 252H178V251H175ZM183 252H186V251H183ZM237 252V251H236ZM264 252V251H263ZM10 253V252H9ZM35 254H36V252H34ZM33 253V254H34ZM61 253V252H60ZM106 253H107V251H106ZM116 253V252H115ZM115 253H113V254H115ZM192 253V252H191ZM201 253V252H200ZM251 253V252H250ZM15 254V253H14ZM39 254V253H38ZM135 254V253H134ZM182 254V253H181ZM211 254V253H210ZM22 255V254H21ZM47 255V254H46ZM50 255H52V254H50ZM55 255V254H54ZM59 255V254H58ZM81 255V254H80ZM108 255V254H107ZM116 255V254H115ZM136 255V254H135ZM146 255V254H145ZM166 255V254H165ZM173 255V254H172ZM171 255V256H172ZM201 255V254H200ZM261 255V254H260ZM39 256V255H38ZM73 256V255H72ZM82 256V255H81ZM134 255H132V257H133ZM137 256V255H136ZM174 256V255H173ZM195 256V255H194ZM208 256V255H207ZM231 256V255H230ZM37 257V256H36ZM51 257V256H50ZM102 257V256H101ZM176 257V256H175ZM180 257V256H179ZM186 257V256H185ZM203 257V256H202ZM263 257V256H262ZM9 258V257H8ZM7 258V259H8ZM31 258V257H30ZM40 258V257H39ZM116 258V257H115ZM136 258H138V257H136ZM146 258V257H145ZM170 258V257H169ZM181 258V257H180ZM208 258V257H207ZM37 259V258H36ZM52 259H54V257L52 258ZM77 259V258H76ZM81 259V258H80ZM126 259V258H125ZM239 259V258H238ZM245 259V258H244ZM243 259V260H244ZM21 260V259H20ZM35 260V259H34ZM55 260V259H54ZM68 260V259H67ZM71 260V259H70ZM75 260V259H74ZM103 260V259H102ZM131 260H132V258H131ZM148 260V259H147ZM231 260H232V258H231ZM241 260V259H240ZM2 261V260H1ZM38 261V260H37ZM90 261V260H89ZM127 261H128V259H127ZM135 261V260H134ZM198 261V260H197ZM205 261V260H204ZM252 261H253V259H252ZM43 262V261H42ZM79 262V261H78ZM130 262H132V261H130ZM161 262V261H160ZM187 262V261H186ZM211 262H213V261H211ZM250 262H251V259H250ZM25 263H26V260H25ZM27 263H28V261H27ZM40 263V262H39ZM76 263H77V261H76ZM162 263V262H161ZM181 263V262H180ZM202 263V262H201ZM43 264H44V262H43ZM73 264V263H72ZM75 264V263H74ZM89 264V263H88ZM102 264V263H101ZM172 264V263H171ZM178 264V263H177ZM181 264H183V263H181ZM187 264V263H186ZM191 264V263H190ZM242 264V263H241ZM251 264H253V263H251Z\"/></svg>",
    "mask_w": 264,
    "mask_h": 264
}]
</instances>
